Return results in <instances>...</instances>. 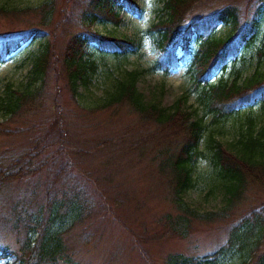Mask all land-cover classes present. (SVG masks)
Segmentation results:
<instances>
[{
	"label": "trees",
	"instance_id": "trees-1",
	"mask_svg": "<svg viewBox=\"0 0 264 264\" xmlns=\"http://www.w3.org/2000/svg\"><path fill=\"white\" fill-rule=\"evenodd\" d=\"M162 1L154 24L160 55L150 70L170 73L189 64L191 57L189 71L195 80L197 107H183L187 95L170 107L159 100H149L139 87L143 71L119 68L95 107V112L112 111L97 128L102 134L105 128L115 130V118L111 116L122 110L130 122L117 134L108 132L93 140L92 150L79 149L77 154L83 157L86 152L94 158L102 151L107 155L104 165L130 155L155 163L177 214L167 212L162 220L165 228L155 232L153 238L186 237L196 220L205 224L223 221L226 237L215 250L206 254L169 253L165 264H227L233 259L236 261L232 264H264V119L249 110L257 100L264 102V42L255 46L259 38H264V0ZM68 3L70 7L60 9L63 22L55 25L60 0H40L22 7L0 0V19L14 23L0 31V62L24 43L38 41L27 81L18 87L8 84L0 98L5 120L43 113L52 69L62 75L76 98L81 88L93 83L100 68L99 58L121 59L135 52L134 40L118 34L117 29L124 21V11L142 10L136 0ZM36 16V22L29 21L23 28L22 22L14 21ZM100 25L112 28L102 32ZM220 26L228 27L223 36L216 35ZM59 34L64 43L60 53L54 54ZM253 47L251 69L246 71L238 62ZM84 111L88 113L86 117L96 115ZM229 120L234 121L235 138L226 146L218 137L226 134ZM49 122L54 120L49 117ZM44 123L38 119L13 129L0 126V134L28 135L27 131H32L25 139L27 149L18 155H0V190L7 182L44 167L41 155L51 147L49 128L41 131ZM201 157L208 158L211 164L207 182L210 190H218L222 197L220 210L205 214L185 198L186 192L195 187ZM69 163L70 159L62 162L49 179L44 201L37 208L33 206L36 187L22 198L9 200L7 212L0 213V226L9 227L16 235L17 248L0 242L3 258L13 254L17 264H78L67 234L89 215L88 208L96 199L67 171ZM121 171L117 169L116 174ZM108 177L112 183L115 175ZM1 201L0 198V208ZM115 201L121 203L118 197ZM65 219L71 220L69 226L64 225Z\"/></svg>",
	"mask_w": 264,
	"mask_h": 264
},
{
	"label": "rangeland",
	"instance_id": "rangeland-1",
	"mask_svg": "<svg viewBox=\"0 0 264 264\" xmlns=\"http://www.w3.org/2000/svg\"><path fill=\"white\" fill-rule=\"evenodd\" d=\"M6 1V0H1ZM15 6H27L37 4L40 0H7ZM69 0H60L56 12L54 24L63 22V14L60 9L70 7ZM140 5L139 13L124 11V21L117 29L118 34L127 35L136 44L135 52L126 58L114 57L99 58L100 68L88 88H81V94L76 98L72 96L67 82L60 73L54 69L49 75L46 86L47 101L41 115L26 116L25 119L13 118L5 120L3 112H0V126L13 129L25 126L27 123L42 119L45 125L43 130L49 128L51 147L41 159L45 161L41 171L29 173L7 182L0 190V213L7 212L10 206L9 200L26 195L36 187V200L33 206L37 208L45 197V185L52 175L60 167L62 162L71 160L67 171L75 175L79 185H85L90 194L96 199L89 215L80 224L68 231L72 245L75 247V258L78 264H165V258L169 253L180 252L186 254H206L215 250L226 237L223 221L214 220L212 223H201L196 220L186 237L172 236L169 239L153 238L155 232L162 231L167 212L177 214L170 202L168 188L163 179L156 173V165L149 159L141 161L136 155L113 160L104 165L107 155L100 151L94 158L84 152L78 156L79 149L92 150L96 138L106 133L117 134L122 126L130 122L125 116L124 110L115 118V130L97 128L100 121L107 119L112 111L95 112V107L103 100L106 87L118 74V69H138L143 71L139 81V87L149 100H159L165 106H175L177 101L183 99V107L191 109L197 107L195 97V80L189 71L191 57L186 66H180L165 73L162 70H150L153 62L159 57L160 50L157 47L154 34L157 30L154 24L163 5L162 0H136ZM67 7V8H68ZM39 16L33 19L14 20L22 22V28L29 21L36 22ZM12 20L0 19V31H4L14 23ZM19 23V22H16ZM112 27L98 26L102 32H107ZM61 29V28H60ZM228 32V27L220 26L216 35L223 36ZM264 38H259L255 46H261ZM64 43V37L58 36L54 54L60 53ZM38 50V41L30 40L19 49L9 54L5 61L0 62V98L5 95L8 84L16 87L27 81L31 68L32 56ZM246 54L238 64L243 69H251L252 54ZM241 57V56H240ZM252 60V61H251ZM231 62H229L230 64ZM255 64V61H254ZM231 67V66H230ZM227 71L226 75L230 74ZM193 72L195 70L193 69ZM84 109L95 112L94 117H86ZM249 110L264 119V102L257 100ZM49 117L54 120L49 122ZM103 126V125H101ZM234 121L226 123V134L218 137L229 146V142L235 138ZM27 134L9 133L0 134V155L12 156L20 154L27 149L24 145ZM26 132V133H27ZM62 136L64 137H61ZM139 160V161H138ZM36 164V161L34 162ZM210 161L207 158H199L195 172V187L187 191L186 200L201 214L220 210L222 197L219 191L213 192L209 185ZM34 166V165H33ZM122 168L119 174L117 169ZM110 174H114V181L109 183ZM61 182L57 184L60 187ZM119 187V188H118ZM122 189L123 193H118ZM118 197L121 203L115 201ZM118 203V204H117ZM71 220H64V225L69 226ZM58 225V223H56ZM156 239V240H155ZM17 237L9 227L0 226V242L16 249ZM236 259L230 260L232 264ZM0 264H17L15 255L10 254L3 258L0 254Z\"/></svg>",
	"mask_w": 264,
	"mask_h": 264
}]
</instances>
